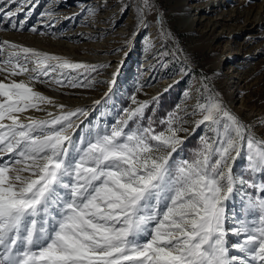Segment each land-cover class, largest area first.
I'll return each mask as SVG.
<instances>
[{
    "label": "snow or ice",
    "instance_id": "1",
    "mask_svg": "<svg viewBox=\"0 0 264 264\" xmlns=\"http://www.w3.org/2000/svg\"><path fill=\"white\" fill-rule=\"evenodd\" d=\"M38 3L0 0V29L49 34L28 27ZM154 8L152 0L137 5L144 27ZM96 13L81 6L65 19ZM39 15L53 27L51 6ZM156 23L163 40L171 39L162 18ZM176 51L158 52L157 63L167 68L165 58ZM106 67L0 41V264H264V135L257 125L233 112L203 75L163 116L156 115L161 94L141 100V86L114 123L94 128L85 125L89 110L36 88L63 94L106 83L93 102L99 106L119 75L97 80ZM180 71L183 79L193 70L185 64ZM257 123L264 127V118ZM200 129L197 147L186 152ZM238 194L239 208L232 204Z\"/></svg>",
    "mask_w": 264,
    "mask_h": 264
},
{
    "label": "rangeland",
    "instance_id": "2",
    "mask_svg": "<svg viewBox=\"0 0 264 264\" xmlns=\"http://www.w3.org/2000/svg\"><path fill=\"white\" fill-rule=\"evenodd\" d=\"M207 1L209 0H152L155 8L148 12L147 27H144L138 22L136 10L142 0H39L35 7L37 14L34 16L33 13L27 23L29 28L36 26L38 29H48L50 36L54 30H57V34H68V42L77 46L78 54L88 53L91 49L93 51L94 46L99 43L100 51L110 55L111 62L94 75L99 81H107L119 69L117 84L112 92L117 112L128 106L129 97L137 87L142 86V91L137 93L139 99L146 100L163 93L172 84L173 87L169 90L176 94V100L168 108L169 112L177 104L184 102L185 90L200 87L199 79L203 75L208 77L211 86L233 112L245 122L256 124L254 130L257 135H264V127L257 123L258 119L264 118V23H251L242 17L231 20L229 13V10L236 8L246 11L261 2L264 12V0H210L209 10L205 8ZM49 6L56 16L55 20L48 22L53 25L51 28L45 23L46 18L39 15ZM81 6L95 7L96 16L85 20L86 14H81L73 19H65L72 17L74 13H80ZM185 9L196 18L190 30L187 28L189 22L186 23L179 15ZM161 18L164 29L173 34L167 41L160 36V25L156 23ZM16 19H24V13ZM215 21L219 25L211 29L210 25ZM232 32L234 35L230 36ZM146 37L152 38L154 48L147 46ZM162 43L164 48H161ZM48 47L59 48L54 43ZM177 48L179 51H176L175 56L170 54L165 58L167 68L157 63L158 52L168 50L171 53ZM98 51L94 53L97 54ZM127 64L130 66V75L121 78L120 73ZM185 64L193 71L182 82L175 84L177 78L181 79L180 69ZM108 70L112 71L111 76L108 75ZM36 88L43 93L45 89H50L40 84ZM106 91V83H97L92 88L70 89L63 94L77 97L83 92L104 94ZM111 111L113 115L110 123H114L116 114L113 108ZM189 131L191 132V126ZM202 131L197 130L188 137L191 139L196 135L190 150L197 147ZM243 164L244 161H240L237 165L238 171L242 170ZM239 199L238 194L232 204L240 207Z\"/></svg>",
    "mask_w": 264,
    "mask_h": 264
},
{
    "label": "bare ground",
    "instance_id": "3",
    "mask_svg": "<svg viewBox=\"0 0 264 264\" xmlns=\"http://www.w3.org/2000/svg\"><path fill=\"white\" fill-rule=\"evenodd\" d=\"M33 1L35 2V0ZM210 4H211L210 0L205 3L206 5L205 8L207 10L210 9ZM229 13L232 16L231 20L234 19L237 20L238 18L242 17L246 21H249L251 23H258V22L264 23V12L262 11V2L256 5V7L248 8L246 11L236 8L229 10ZM36 14L37 12L36 10H34V16ZM179 15L185 19L186 23L189 22L187 28L190 30L194 26L196 18L190 13H188V9L187 10L185 9ZM217 25H219V23L215 21L212 23V25H210V28L212 29ZM39 29L40 31H45L50 34V31L46 28H39ZM56 31L57 30H54L51 36L49 34L42 36L27 30H13L9 26L5 29H0V41L9 40L12 42L20 43L25 46L35 47L39 50H43L52 54L67 57L75 62H84L95 65H102V64L110 65L111 57L108 54H102V51H100L101 45L99 43L94 46L93 51L91 49L90 51H88V53L78 54L76 53L77 50H79L76 49L77 46L68 42L69 41L68 39L70 38L68 34H63V35L61 33L57 34L55 33ZM229 35L230 36L234 35V32H232ZM51 43L56 44V46H59V48L55 49L48 47L49 44ZM66 44H68V46H66ZM96 50L97 51L99 50L97 54L94 53ZM129 67L130 66L127 64L124 70H122V72L120 73L121 78H126L128 75H130L131 70ZM108 72H109L108 75L111 76L112 71L108 70ZM44 93L50 96H54L61 103L68 105L70 108L84 107L87 110H89L90 114L88 118L85 120V125L93 128L97 124H100L101 126H103L105 123L111 124L110 118L113 115L111 108L114 109V114L117 113L115 109L116 103H115L114 95L112 93L110 94V98L107 99L106 101H102L99 106L94 105L93 102L95 100H101V97H103L104 94H95L96 92H83L80 96L77 95V97H73L71 94L64 95L62 93L54 92L51 89L48 90L45 89ZM31 114L40 118H43L45 115V113L43 112H33ZM236 207L238 208L239 205H236Z\"/></svg>",
    "mask_w": 264,
    "mask_h": 264
},
{
    "label": "trees",
    "instance_id": "4",
    "mask_svg": "<svg viewBox=\"0 0 264 264\" xmlns=\"http://www.w3.org/2000/svg\"><path fill=\"white\" fill-rule=\"evenodd\" d=\"M184 79H178L179 82H182ZM176 84V83H175ZM176 100V94L169 90L167 92H163L160 95L159 104L157 106V116H162L163 114H166L169 107L173 106L175 104ZM151 115V113H149ZM196 135L192 136V138L188 139L184 145V148L187 151H190V146L194 144Z\"/></svg>",
    "mask_w": 264,
    "mask_h": 264
}]
</instances>
